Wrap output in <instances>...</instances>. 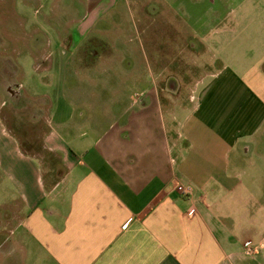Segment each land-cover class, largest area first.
I'll return each instance as SVG.
<instances>
[{
	"label": "crops",
	"instance_id": "0c3cea01",
	"mask_svg": "<svg viewBox=\"0 0 264 264\" xmlns=\"http://www.w3.org/2000/svg\"><path fill=\"white\" fill-rule=\"evenodd\" d=\"M104 1L80 42L115 4ZM179 10L145 16L141 51L116 21L111 45L106 29L89 35L91 59L63 36L34 54L50 84H11L2 65L0 175L15 194L0 203V264H264V0ZM186 51L211 67L187 79ZM76 70L98 83L69 84ZM187 82L192 101L178 96ZM20 97L25 113L9 108Z\"/></svg>",
	"mask_w": 264,
	"mask_h": 264
},
{
	"label": "rangeland",
	"instance_id": "374dc122",
	"mask_svg": "<svg viewBox=\"0 0 264 264\" xmlns=\"http://www.w3.org/2000/svg\"><path fill=\"white\" fill-rule=\"evenodd\" d=\"M95 1L97 0H0V68L2 70V65H7L6 72H2V74L6 79L8 77L9 83L50 84L48 72L34 69L35 63L38 64L34 59V54L46 55L56 52L62 45L60 40L67 35H73L76 44L82 43L80 42L82 36L79 35L77 27L87 15L90 5ZM105 1L104 3L108 4L107 1L111 0ZM186 2H189V0H115V4L105 14L101 12L102 18L84 38L85 41L82 44L85 43L87 46L83 49L86 50L88 59L92 58L98 44L97 41H94V37L89 35H101V32L106 29L103 32L105 37H100L105 40V43L111 45L115 37V21L122 28L120 33L123 39L129 40L132 37H136L135 42L139 50L141 51L142 48L146 49L145 23L148 19L146 17H151L152 19L156 17L158 20H163V17H176L178 19L181 16L178 14L180 12L179 9L181 6H185ZM154 28H156V25H153L149 31ZM172 30V26L166 24L161 33L165 36L170 35L173 32ZM63 43L64 48H66L67 41ZM83 49L80 47L75 50L73 57L75 60L82 59ZM105 52L102 55L109 56L108 53L111 50ZM182 58L184 63L181 66L185 65L182 69L187 72V79L198 78L200 74H203L201 71L211 67L205 64V58L200 60L193 52L186 51L183 53ZM39 64L41 67L44 65L43 62ZM84 72V70H76L71 73L72 75L69 72L68 75L73 79H71L72 82L69 84H74L73 82L75 84L98 83V80H95L96 73H90L91 77L95 75L92 79L95 83H90L83 77ZM37 75L40 77H35ZM105 84H116V82L111 80V82H105ZM139 84L145 83L140 82ZM183 85L181 84V86ZM184 88L181 87L178 96L183 97L182 91H185V97L190 98L191 101L194 100L197 95L195 84L187 82ZM26 104V101L20 97L14 99L9 104V108H15L17 112L25 113ZM9 108L7 111L13 112ZM20 120L21 118L17 117L13 126ZM41 128H43L42 125L38 129ZM38 129L30 127L28 130L35 133L39 132ZM2 182L0 175V203L3 197L15 194L12 186H3ZM0 209L2 208L0 207Z\"/></svg>",
	"mask_w": 264,
	"mask_h": 264
},
{
	"label": "built area",
	"instance_id": "2783aa9c",
	"mask_svg": "<svg viewBox=\"0 0 264 264\" xmlns=\"http://www.w3.org/2000/svg\"><path fill=\"white\" fill-rule=\"evenodd\" d=\"M176 190L184 195H191L192 193V187L187 184H177Z\"/></svg>",
	"mask_w": 264,
	"mask_h": 264
}]
</instances>
